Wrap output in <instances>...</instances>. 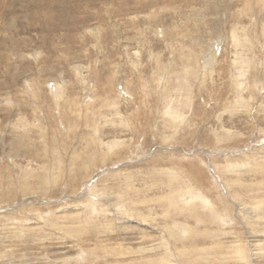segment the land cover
Instances as JSON below:
<instances>
[{
    "label": "rangeland",
    "instance_id": "rangeland-1",
    "mask_svg": "<svg viewBox=\"0 0 264 264\" xmlns=\"http://www.w3.org/2000/svg\"><path fill=\"white\" fill-rule=\"evenodd\" d=\"M0 264H264V0H0Z\"/></svg>",
    "mask_w": 264,
    "mask_h": 264
},
{
    "label": "bare ground",
    "instance_id": "bare-ground-1",
    "mask_svg": "<svg viewBox=\"0 0 264 264\" xmlns=\"http://www.w3.org/2000/svg\"><path fill=\"white\" fill-rule=\"evenodd\" d=\"M242 209V208H241ZM245 213H247V211H244Z\"/></svg>",
    "mask_w": 264,
    "mask_h": 264
}]
</instances>
